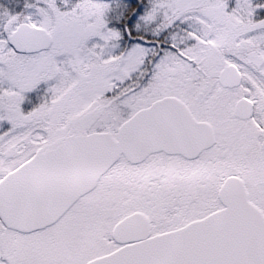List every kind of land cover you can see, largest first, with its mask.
I'll return each mask as SVG.
<instances>
[{
	"label": "snow or ice",
	"instance_id": "snow-or-ice-1",
	"mask_svg": "<svg viewBox=\"0 0 264 264\" xmlns=\"http://www.w3.org/2000/svg\"><path fill=\"white\" fill-rule=\"evenodd\" d=\"M0 264H264V0H0Z\"/></svg>",
	"mask_w": 264,
	"mask_h": 264
}]
</instances>
